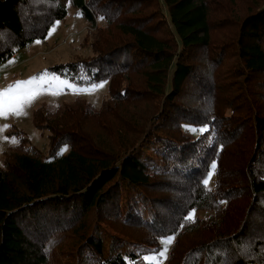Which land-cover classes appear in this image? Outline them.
I'll list each match as a JSON object with an SVG mask.
<instances>
[{
    "label": "trees",
    "instance_id": "1",
    "mask_svg": "<svg viewBox=\"0 0 264 264\" xmlns=\"http://www.w3.org/2000/svg\"><path fill=\"white\" fill-rule=\"evenodd\" d=\"M69 3L101 38L44 71L109 95L37 107L48 153L8 131L0 264H264V0H0V63Z\"/></svg>",
    "mask_w": 264,
    "mask_h": 264
},
{
    "label": "rangeland",
    "instance_id": "2",
    "mask_svg": "<svg viewBox=\"0 0 264 264\" xmlns=\"http://www.w3.org/2000/svg\"><path fill=\"white\" fill-rule=\"evenodd\" d=\"M68 10L69 12L66 18L58 22L56 21L45 39L37 40L32 46L19 51L14 58L0 63V65H3L9 60L15 61V63L11 64L9 67L0 68V88H5L16 81H25L29 78L40 76L41 74H45L46 79L50 78L48 74H52L57 77L58 80H65L67 78L54 73L45 72L44 69L59 62L90 56L92 53L91 44L95 40L101 38V32L105 23H102L101 20H98L95 24L88 22L72 3H69ZM81 89H87V91H81L80 94H75L76 91H80ZM109 90L108 83H105L104 86L98 90L92 89L91 87L80 86H77L75 90L63 87L60 90V94H48L45 92V94L36 98L31 106L25 109L27 115L19 117L10 116L7 119H0V125H10L9 128L0 132V165H2L5 158L4 153L19 142L17 136H8V131L14 126L23 129L27 133L32 144L48 153L49 140L46 137L47 133L43 134L33 124V111L42 103L50 102L59 104L64 101H74L77 97H83L96 106H99L105 97H108ZM90 128L95 130L98 127L91 126ZM6 137H15L18 142L13 143L11 140H6ZM147 155H152L156 159H159V155L156 154L154 149L149 150ZM212 181L213 177L208 183L211 187L213 186ZM173 243L169 246L167 259L170 256ZM161 247H163L162 244ZM161 249L162 248H160L159 251ZM158 253L159 252H151L147 255H157L156 260H146L147 263H165L167 259L160 258Z\"/></svg>",
    "mask_w": 264,
    "mask_h": 264
},
{
    "label": "snow or ice",
    "instance_id": "3",
    "mask_svg": "<svg viewBox=\"0 0 264 264\" xmlns=\"http://www.w3.org/2000/svg\"><path fill=\"white\" fill-rule=\"evenodd\" d=\"M103 17H101L102 19ZM14 60H9L5 62L3 65H0V68L9 67L11 64H14ZM50 78L45 77V74H41L40 76L29 78L25 81H16L15 83L8 85L5 88H0V119H7L10 116H25L27 112L25 109L30 107L32 102L40 95L45 94H60V90L63 87H68L73 90L77 88L75 84H73L70 80H58L52 74H48ZM106 82H101L100 84L92 85V89L98 90L102 88ZM81 91H87V89H81L80 91H76L75 94H80ZM10 125L4 124L0 125V132L9 128ZM186 130L191 131L197 134H203V132L208 131L206 127L204 128H195L192 126H185ZM6 140H11V142H18L15 137H6ZM66 150V146L65 149ZM215 164L212 165V173H210L209 177L206 178L203 183L207 185L211 178V175L214 174ZM194 218V210L192 215L187 217V219ZM175 235L167 236L162 239L160 242L163 245L162 249L159 251L158 256L163 259H167V253L169 250V246L174 242ZM145 260H156L157 255L146 256Z\"/></svg>",
    "mask_w": 264,
    "mask_h": 264
}]
</instances>
